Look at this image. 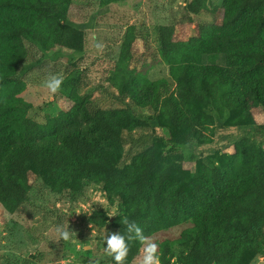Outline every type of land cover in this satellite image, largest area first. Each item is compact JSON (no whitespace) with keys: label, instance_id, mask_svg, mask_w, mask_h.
I'll list each match as a JSON object with an SVG mask.
<instances>
[{"label":"trees","instance_id":"trees-1","mask_svg":"<svg viewBox=\"0 0 264 264\" xmlns=\"http://www.w3.org/2000/svg\"><path fill=\"white\" fill-rule=\"evenodd\" d=\"M72 1L0 0L1 206L13 213L27 203L30 176L73 196L87 184H103L120 214L91 216L103 237L125 234V218L147 237L186 226L162 244L161 264H250L264 257V151L253 138L264 137V124L253 120L255 113L264 115V0H189L186 12L195 27L187 39L173 25H156L157 54L173 90L131 66L141 63L145 50L135 57L142 25L127 27L108 77L122 114L81 92L88 70L82 66L70 69L54 94L71 106L38 123L22 107L19 70L29 47L41 58L84 50L83 31L66 23ZM126 115L152 128L167 148L152 149L144 168L146 154L129 163L124 156ZM213 136L222 139L214 147ZM231 147L234 155H225ZM186 162L193 164L188 175ZM128 246L125 264L142 243L133 239ZM107 261L113 264L110 256Z\"/></svg>","mask_w":264,"mask_h":264},{"label":"rangeland","instance_id":"rangeland-1","mask_svg":"<svg viewBox=\"0 0 264 264\" xmlns=\"http://www.w3.org/2000/svg\"><path fill=\"white\" fill-rule=\"evenodd\" d=\"M188 1L129 0L101 7L99 0H73L66 23L83 31L84 50L41 58L42 54L36 47L28 48L27 62L19 70V76L25 83L21 104L27 115L44 124L67 110L71 103L55 100L54 94L44 86V81L48 76L62 78L70 69L82 66L88 70L81 92L96 100L102 109H117L116 115H121L122 107L111 97L116 91L109 84L108 77L120 56L125 29L131 25H142L141 39L136 41L133 49L135 57L146 51L141 63L133 65L131 62V66L140 68L150 81L166 80L173 90L168 66L157 54L152 31L156 25H173L180 38L192 36L195 26L190 23L186 12ZM214 2L220 4V0ZM125 119L121 133L126 142L124 156L129 163L133 157L146 154L142 164L144 168L151 163L152 149L164 152L167 148L157 142L152 128L135 125L127 115ZM253 120L255 124H264V115L255 113ZM228 132L231 135L237 133ZM205 134L208 135L206 131ZM211 138L213 147L222 142L220 137ZM253 138L264 151V137ZM212 149L209 151L210 159L215 155ZM234 153L231 147L225 155ZM183 167L186 175L193 170V164L187 162L183 163ZM116 204L117 201L113 202L114 206L110 205L103 184H87L78 195L73 196L69 191H59L46 184L40 176H30L27 203L13 213L0 204V264H109L103 234L90 222V218L97 211H102L106 217L114 219L120 215ZM57 227L67 228L75 235L69 241L61 240ZM185 228L179 225L150 236L151 241L159 245L158 254L164 242L177 239ZM143 248L142 244L131 264H141ZM172 249L177 253L175 247L172 246ZM250 264H264V257H256Z\"/></svg>","mask_w":264,"mask_h":264},{"label":"clouds","instance_id":"clouds-1","mask_svg":"<svg viewBox=\"0 0 264 264\" xmlns=\"http://www.w3.org/2000/svg\"><path fill=\"white\" fill-rule=\"evenodd\" d=\"M62 79L57 76H48L44 81V86L50 93H57L60 90ZM92 212L93 209L91 208ZM125 225V234L120 232L107 234L104 236V251L111 257L113 264H125L128 255V241L138 240L144 245L141 264H161L160 255L158 254L159 245L152 242L143 230L135 223L129 222L126 218L123 220ZM57 234L61 240L69 241L75 233L70 232L67 228L57 227Z\"/></svg>","mask_w":264,"mask_h":264}]
</instances>
